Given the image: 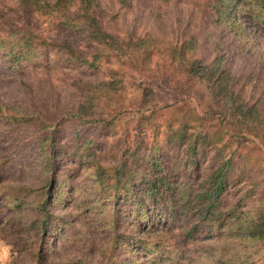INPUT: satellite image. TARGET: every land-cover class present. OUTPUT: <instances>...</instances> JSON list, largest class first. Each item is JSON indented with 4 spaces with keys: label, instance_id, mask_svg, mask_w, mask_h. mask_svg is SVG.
Wrapping results in <instances>:
<instances>
[{
    "label": "trees",
    "instance_id": "16d2710c",
    "mask_svg": "<svg viewBox=\"0 0 264 264\" xmlns=\"http://www.w3.org/2000/svg\"><path fill=\"white\" fill-rule=\"evenodd\" d=\"M18 2L23 15L21 25L11 23L7 29L0 25V51L7 62L27 61L43 64L46 69L59 65L80 74L107 73L108 81L85 82L88 91L78 95L72 108L75 120L94 116L97 93L104 98L116 96L125 70L148 82L134 118L138 131L150 132L149 140L141 138L135 147L120 146L116 141L118 153L109 158L103 149L96 153L95 149L84 147L83 151L80 144L66 149L55 139L57 124L47 123L36 109L27 108L24 115L21 106L0 103V123L4 119L14 121L17 114L22 127L36 117L32 133L36 134V151L41 157V184L36 199H14L16 217L22 219L27 207L34 213L30 230L32 238H38V245L32 250L33 264H45L47 251L56 245L49 238L52 231L60 228L56 224L66 225L54 223L67 218L65 213L52 210L61 196L55 207L60 210L65 202L68 205L58 177L79 178L83 172L82 183L87 191L84 199L75 201L77 207L90 210L89 205L98 200L104 206L111 202L118 207L117 201L131 200L133 213L141 222L139 233L147 232L152 238L138 240L143 247L152 246L156 253L171 252L170 245H165L171 242L166 233L181 223H167L162 214L172 210V216L182 212L195 218L194 223H183L187 225L174 243L187 264H264V73L254 70L236 75L223 53L224 43L237 44L235 49L246 58L248 52L257 62H264L256 55L249 28L264 30V0H187L193 9L189 11L180 0H110L109 4L102 0ZM171 6L175 21L168 25L165 17ZM42 17L61 30L85 36L93 53L77 51L75 43L61 36L52 39L37 32L35 27ZM208 45L212 47L211 59L204 55ZM154 87L167 92L171 99L160 103ZM114 121L102 124L111 128ZM160 137L169 147H186L192 156L200 147L216 146L218 156L227 157L213 171L205 189L180 192L162 161L152 158L151 151L159 150ZM140 148L146 150L144 156L149 162L144 168L148 170L138 167ZM67 158L75 164L63 171ZM229 179L234 184L251 185L230 206L224 200ZM26 192L31 193L29 188ZM88 198L93 201L89 203ZM249 198L254 203L252 207L244 203ZM0 200L11 202L5 195H0ZM153 205L159 206L160 213L153 215ZM67 225L70 234L74 225ZM109 226L111 249H115L124 240L118 223ZM130 241L132 245L134 240ZM188 248L193 255L185 257Z\"/></svg>",
    "mask_w": 264,
    "mask_h": 264
},
{
    "label": "rangeland",
    "instance_id": "374dc122",
    "mask_svg": "<svg viewBox=\"0 0 264 264\" xmlns=\"http://www.w3.org/2000/svg\"><path fill=\"white\" fill-rule=\"evenodd\" d=\"M102 1L105 4L110 2V0ZM180 1H182L181 6L187 11L193 10L191 6L186 4L187 0ZM18 4V0H0V14H2L0 25L2 27L7 29L12 24L21 25L23 15L18 9ZM171 11L172 6L169 7V12L165 17L168 25L175 21ZM128 18L131 19V16L129 15ZM196 26H198L197 22ZM249 28L252 31L251 41L255 43L256 55H260L264 61V30L256 32L253 27L249 26ZM35 30L43 35L51 36L52 39L58 36L68 39L75 43L77 51L81 53L87 55L93 53V46L85 36L61 30L46 18H40ZM2 35L3 30L0 28V36ZM207 47L204 55L211 59L213 57L211 54L212 47L211 45ZM236 47L237 44H223V53L226 55L227 64L234 74L239 75L243 71L251 72L254 70L264 73V62H257L258 59L255 60L248 52L249 58H246L244 54L235 49ZM56 67L58 68L46 69L43 64L39 65L27 61L9 63L2 57V51H0V103L21 106L23 108L21 113L24 115L27 114V108L36 109L37 113L43 116L47 123L57 124L54 132L55 139L66 149L80 144L83 151H85L84 147L93 148L96 153L103 149L109 158V155L118 153L116 141L120 146L126 144L127 147H135V142L139 139L149 140L150 132L144 134V132L138 131L136 128L137 120L134 118L135 108L142 96V89L148 85V82L143 81L138 74L131 70H125L121 88L118 86V94L116 96L111 94L108 98H104L102 94L97 93V98L93 102L95 104L94 116L77 121L72 116L75 111L72 108L77 102L78 95L88 91L85 82L108 81L109 78L105 71L80 74L77 71L71 72L59 68V65ZM79 79L83 81L81 82ZM154 89L160 103L171 99L167 92L155 87ZM15 117L18 118L14 121L4 119L0 123V195H5L6 199L11 200V202L0 200V264H33L34 262L31 260L32 250H36L38 245V238L33 239V231L30 230L34 213L30 211V207H27L23 209L22 219L16 217L17 212L15 211L18 210H16L14 199L27 196L36 199L35 193L41 184V157L36 151V134L32 133L36 117L33 116L32 119L34 120H30L22 127L17 122L21 116L16 114ZM112 120H115V123L111 128L102 124V121ZM76 134L77 137H75ZM145 151L144 148H140L137 155L140 170L149 169L144 168V165L149 162L144 156ZM151 155L152 158L158 157L162 161L165 172L173 177L174 182L180 188V192L186 193L189 190L196 192L205 189L213 171L227 157V154L218 156L216 146L200 147L196 155L192 156L186 147L165 145L161 137L159 138V150L151 151ZM74 164L73 160L65 159L63 171L71 168ZM38 176L40 179H37ZM84 178L85 172L79 178L68 179L60 175L57 179L60 191L67 194L68 205L66 206L67 203L65 202V206L62 205L60 210L55 207L59 205L61 196L56 199L52 210L61 215L65 213L67 218L65 221L59 219L54 222L66 223V225L56 224V228H60L52 231V237L49 238L53 239L56 245L53 250L47 251L45 264H187V260L180 256L174 243L180 239L179 235L187 225L183 223L195 222L191 213L178 212L172 216V210H164L165 216L162 214V217L166 218L167 223L181 224L166 233L171 242H167L165 245H170L168 249L172 253L168 250L165 253H156L153 252L152 246L145 248L137 242L145 239L144 237L152 238L148 236L147 232L143 235L139 233L140 230L137 227L141 225V222L133 213L135 208L132 206L131 200L117 201L118 207L113 206L111 202L107 203L108 206H104L103 202L101 203L99 200L89 205L90 210L81 206L77 207L75 201L84 199V193L87 191L82 183ZM250 187V183L239 185L230 180V184L224 193V200L227 205L236 203ZM28 188L31 193L26 192ZM71 194H73V201ZM87 201L90 203L93 199L88 198ZM244 203L246 207L254 205L250 198L246 199ZM152 208L153 215L160 213L158 205H153ZM173 218L174 220H172ZM67 223L74 225L70 234ZM109 223H118L119 235L124 240L119 242L115 249H111L113 242H111ZM62 234L64 236L61 238ZM66 235L67 238L64 240ZM125 237L129 238L126 239ZM130 239L134 240L132 245L129 244ZM192 255L193 252L189 249L183 256ZM168 256L172 258L168 259Z\"/></svg>",
    "mask_w": 264,
    "mask_h": 264
}]
</instances>
